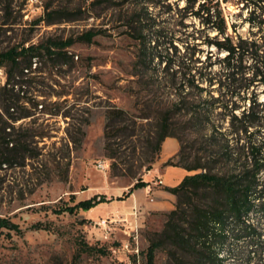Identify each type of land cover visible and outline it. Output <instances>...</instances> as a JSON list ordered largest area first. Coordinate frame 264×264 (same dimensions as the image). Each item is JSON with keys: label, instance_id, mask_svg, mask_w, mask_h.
<instances>
[{"label": "rangeland", "instance_id": "obj_1", "mask_svg": "<svg viewBox=\"0 0 264 264\" xmlns=\"http://www.w3.org/2000/svg\"><path fill=\"white\" fill-rule=\"evenodd\" d=\"M239 3L222 0L228 29ZM186 13L162 0H0V53L31 48L17 64L0 63V128L9 126L0 150L10 158L0 159V215L20 228L0 229V264H145L151 240L163 238L167 212L178 209V226H188L190 212L183 211L193 197L174 189L206 169L177 162L181 155L189 164L205 162L210 151L202 139L213 125L180 140L175 124L193 123L192 110L185 104L176 111L184 91L161 79L173 70L182 72L177 86L188 90L193 77L210 82L200 73L209 63H194L190 43V34L201 36L205 60L206 31L193 32L200 19ZM184 21L196 22L190 34ZM167 113L173 128L162 139ZM174 167L185 170L178 182ZM141 179L146 185L125 195ZM94 195L106 200L60 211ZM229 233L218 247L221 264H264L263 211ZM81 241L106 253H79ZM155 264L174 261L159 250Z\"/></svg>", "mask_w": 264, "mask_h": 264}, {"label": "trees", "instance_id": "obj_2", "mask_svg": "<svg viewBox=\"0 0 264 264\" xmlns=\"http://www.w3.org/2000/svg\"><path fill=\"white\" fill-rule=\"evenodd\" d=\"M162 1L173 12L186 11L187 17L199 18L201 27L194 26L192 31L205 30L202 42L210 47L202 60L199 54L202 48L196 42L201 36L190 34L192 31L188 30L196 22L184 21L186 31L193 39L190 41L192 48L196 49L194 63L198 66L209 63L200 73L210 76V82L202 84L193 77L191 90L183 83L177 86L182 72L169 70L168 66L169 71L161 79L184 91L176 99V111L184 110L185 104L192 110L193 123L178 121L174 129L180 140L182 136L188 137L190 132L204 129L209 123L213 130L203 135L202 140L210 151L205 162L189 164L184 162L183 155L177 162L190 169H206L187 175L174 189L178 194L191 192L193 197L191 209L183 211L190 212L188 226H178V209L167 212L163 238L156 236L151 240L145 264H155L159 250H165L174 264H221L218 247L231 239L230 230L237 224L247 226V219L256 211L264 214V0H238L237 9L231 12V29H228L222 0H183L184 4L177 3L175 8L172 1ZM146 11L149 16H154L149 6ZM174 45L177 49L178 44ZM30 49L19 46L1 52L0 63L17 64L18 56ZM148 53L147 50L145 56ZM215 64L222 65L218 72ZM144 70L148 73L149 67L144 65ZM9 75L11 72L8 71L7 82ZM197 100L200 102L194 103ZM216 114L224 118L227 114L230 116L219 120ZM168 116L169 113L161 118L162 139L168 134L167 130L173 128ZM8 128L7 123L0 128V145L5 144ZM0 159L2 163L10 162L9 156L3 155L1 150ZM221 163L222 167H219ZM145 185L144 180H138L125 195ZM105 200V197L94 195L74 205H65L60 211L88 210ZM2 228L20 229L9 217L0 215ZM79 250V253L98 250L106 253L85 241L80 242Z\"/></svg>", "mask_w": 264, "mask_h": 264}, {"label": "crops", "instance_id": "obj_3", "mask_svg": "<svg viewBox=\"0 0 264 264\" xmlns=\"http://www.w3.org/2000/svg\"><path fill=\"white\" fill-rule=\"evenodd\" d=\"M173 150L170 152V153H172V152H174L175 150H176V147H175V143L173 144ZM173 174L175 175V177L177 178V182H178V180H180L182 177H183V175L185 174V170L183 169V168H180V167H174L173 168ZM140 189V188H139ZM137 190V189H136Z\"/></svg>", "mask_w": 264, "mask_h": 264}]
</instances>
